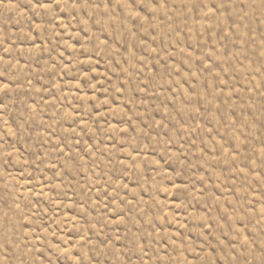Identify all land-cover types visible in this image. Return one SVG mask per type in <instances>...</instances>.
Returning a JSON list of instances; mask_svg holds the SVG:
<instances>
[{"label": "rangeland", "instance_id": "1", "mask_svg": "<svg viewBox=\"0 0 264 264\" xmlns=\"http://www.w3.org/2000/svg\"><path fill=\"white\" fill-rule=\"evenodd\" d=\"M0 264H264V0H0Z\"/></svg>", "mask_w": 264, "mask_h": 264}]
</instances>
